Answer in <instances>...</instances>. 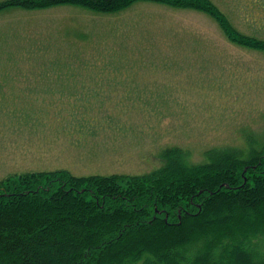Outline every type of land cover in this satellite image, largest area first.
<instances>
[{"label": "rangeland", "instance_id": "1", "mask_svg": "<svg viewBox=\"0 0 264 264\" xmlns=\"http://www.w3.org/2000/svg\"><path fill=\"white\" fill-rule=\"evenodd\" d=\"M211 1L240 34L264 39V0ZM231 42L203 12L156 2L117 13L0 9V179L146 175L168 147L188 150L192 162L210 148H246L264 135V52ZM62 73L128 77L117 81L124 91L74 105L80 77H36ZM107 83L93 78L85 95Z\"/></svg>", "mask_w": 264, "mask_h": 264}, {"label": "trees", "instance_id": "2", "mask_svg": "<svg viewBox=\"0 0 264 264\" xmlns=\"http://www.w3.org/2000/svg\"><path fill=\"white\" fill-rule=\"evenodd\" d=\"M138 1L201 11L231 43L264 52L263 38L240 34L211 0H5L0 9L117 13ZM160 157L146 175L0 179V264H264V135L210 148L200 162L181 147Z\"/></svg>", "mask_w": 264, "mask_h": 264}, {"label": "crops", "instance_id": "3", "mask_svg": "<svg viewBox=\"0 0 264 264\" xmlns=\"http://www.w3.org/2000/svg\"><path fill=\"white\" fill-rule=\"evenodd\" d=\"M43 76L45 77L46 80H53V81H75V80H79L76 77H80L83 80L82 88L84 92H79V93H76L75 95L70 96V97H78V98H74V101H71V103L74 105H79L81 103L80 101L82 97L98 96L99 94L96 93V91L105 92V93L111 92V91L116 92L117 89L124 91L121 83L117 81H120L121 80L120 78L127 79L126 77H128L126 75H121V74H100V73H95L92 75H86V74H80V73L36 75V77H43ZM93 78H95V80L97 78H105L106 80H108V83L97 85L98 90H95V92H92L91 94L93 95H85L90 92V91L89 92H85V91L89 89V85L91 84ZM112 83H115V84H112ZM70 86L74 87L75 85L71 84ZM60 94H65V93H60ZM62 96L68 97L66 96V94ZM56 97L57 96H55V98ZM86 104H94V103L83 102L80 105H86Z\"/></svg>", "mask_w": 264, "mask_h": 264}]
</instances>
